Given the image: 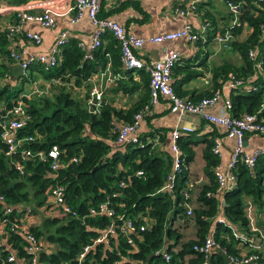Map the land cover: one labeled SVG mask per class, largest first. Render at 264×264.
I'll return each instance as SVG.
<instances>
[{
    "label": "trees",
    "instance_id": "16d2710c",
    "mask_svg": "<svg viewBox=\"0 0 264 264\" xmlns=\"http://www.w3.org/2000/svg\"><path fill=\"white\" fill-rule=\"evenodd\" d=\"M230 1L239 4V24L227 25L218 33L224 30L229 32L227 45L237 51L240 64L233 66L227 63L212 68L213 90L188 99L195 101L216 92L218 84H224L232 75L254 89L242 93L230 92L229 113L233 116L257 113L264 118V0ZM201 4L197 5V9ZM205 16L202 18L209 22V27L214 26L211 18ZM243 27H247L248 31L244 40L238 42L233 37ZM215 30L216 27L212 31ZM104 39L106 42H101L90 59L84 58V52L75 41L70 40L61 46L54 67L44 69L39 64H29L26 72L19 76L21 83L30 81L32 84L29 97L19 98L17 94L23 89H17L10 100V96L5 97L3 93L12 87L6 84L0 87L3 109L10 108L18 101L27 115L24 126L16 131V138H31L21 140L16 152L10 155H6V146L0 140V196L5 203L16 208V223H20L26 206L29 207V214L38 218V224L29 226L28 231L36 239L43 240L49 248L48 252L39 253L38 263L200 264L204 256L194 246H200L210 232L217 245L208 257L212 264H224L227 256L240 258L257 253L259 257V251L251 249L246 241L234 235L229 224L236 226L244 238L250 234L243 200L249 197L257 202L264 192V154L258 156L250 167L237 160L232 170L235 176L232 187L218 192L213 171L218 165V156L211 151L212 136L205 138L202 159L207 183L193 185L187 190L186 182L191 181L187 164L194 155L193 145L202 138L196 136V130L180 132L176 142L184 168L176 174L169 190L161 189L171 170L170 151L159 152L150 142L140 147L132 143H115L117 128L113 124L114 119L121 120L122 124L131 123L136 111L148 102V74L145 77L147 91L144 97L128 109L115 110L107 103L100 102L97 110H88L89 76L104 68L108 55L114 72L122 68L117 41L111 35H105ZM0 43L1 53L8 58V50L3 49L7 39L1 31ZM249 50L255 51L253 60L248 56ZM254 60L261 63L260 69L254 67ZM7 69V66L0 65V78ZM143 70L145 68L137 71ZM33 72L41 73L42 85L34 86ZM82 83L84 91L79 97L73 89ZM116 85L122 89L126 87L119 80ZM45 86L48 94L42 92ZM35 87L41 92L37 93ZM173 89L180 96L174 86ZM120 145L124 147L121 149ZM53 146L59 151V164L63 165L55 169L50 167L52 160L47 155ZM22 150H28L32 156L23 158L20 154ZM38 153H41V157H38ZM15 163L20 170L15 168ZM137 171H141V174H136ZM53 184L63 186V198L75 216L58 214L44 217L37 212L45 203L46 189ZM185 192L187 198L183 197ZM104 200H108L113 209V221L120 223L121 220H131L135 228V232L130 234L131 243H126L121 236L110 238L108 245L93 243L111 219L89 216L88 210ZM186 204L191 208L189 216L185 214ZM220 211L225 222L214 220ZM143 217L148 221L147 226L139 230L144 222ZM9 218L14 217L9 215ZM184 227L193 231L187 239H183L181 233ZM7 238L15 249L16 257L29 258L24 251L27 242L20 231L16 230ZM90 244L92 246L81 262L75 260L82 248ZM162 251L167 253L168 261L163 260ZM7 255L0 249V264L5 262ZM257 263L261 264L259 258Z\"/></svg>",
    "mask_w": 264,
    "mask_h": 264
},
{
    "label": "crops",
    "instance_id": "0c3cea01",
    "mask_svg": "<svg viewBox=\"0 0 264 264\" xmlns=\"http://www.w3.org/2000/svg\"><path fill=\"white\" fill-rule=\"evenodd\" d=\"M13 1L14 0H0V31L2 33H4L5 28L9 24L16 21L14 16L15 9L23 8L25 12L36 14L41 11V6L46 0H24L16 3ZM185 2H187V0H98L97 11L98 17L115 21L121 25L126 32L142 38L157 36L180 29L184 26H188L191 30L197 31L202 21H205L202 16L206 15V18H208L207 16L211 18L214 22V26L209 27L208 32L210 34L205 40L198 39L196 42L190 43L185 38H177L165 42H144L135 52L136 56L143 63L150 64V62L160 57L164 48H170L176 51L178 53V60L171 72V84L177 89L181 98H189L203 92L212 91L214 85L212 80V68L227 63L233 66H238L240 64L237 51L227 45V43L223 44L214 39L215 33L217 34L221 29L229 25V11L225 6V0H203L194 14L180 16L174 13L173 8L176 5L182 6ZM61 3L65 2L62 1ZM60 7L61 4L59 5V8ZM222 9L227 13V20L222 16ZM214 27H216V30L213 32L212 30ZM20 30L21 32L14 35L12 38L6 37L7 45L5 44L4 47H2L8 50V53L10 47H13L18 52H21L23 59H28L34 58L37 55H49L57 35L61 31L66 32L68 41L73 40L76 43H82L83 48L81 50L84 54L88 53L91 34L93 32V24L85 14L76 22L71 23L70 14H68L66 16L54 17V23L51 27H44L33 21H25L20 25ZM247 31V27H243L233 39L238 42L243 41ZM26 32L36 34L39 38V42L33 43L25 39L23 34ZM104 37L102 39V41L105 40L103 44L106 42ZM8 58L0 51V65L3 64L8 67L6 73L0 78V87L3 84L11 87L15 86L21 81L19 76L23 74L17 76L12 75V68L16 66L17 63L13 60L10 62ZM118 70V72L113 71L110 63V56L108 55L106 56L104 68L98 70V72L92 73L87 81L90 82L91 88L94 87L101 92V100L103 103H107L115 110L124 111L144 97L147 91L145 82L147 72L146 70L138 72V69L125 70L123 67L118 68ZM118 80L121 84H126L124 89L119 86L117 87L116 84ZM34 81V86H37L39 83L42 85L43 83L41 77H35ZM83 84L84 83L73 89L74 93L79 97L83 95ZM215 89H217L216 92L220 94V100L214 106L208 108V111L211 113H216L218 111L221 100L228 98L230 92H247L246 89L230 90L226 84H218V87ZM43 90L42 92L46 91L44 94H48L47 86H45ZM39 92H41V90L37 91V93ZM30 94L28 90H21L17 96H19V98L22 96L29 97ZM13 98L14 97H12V99ZM16 100L19 99L16 98ZM168 107L169 104L167 99L162 97L159 98L155 104L149 105L146 114H143L142 118L139 120L137 128L132 133L128 134L124 143H132L140 147L150 142L159 152L170 151L169 147L171 140L169 138V131L174 127H186L188 131L196 130V136L202 138L193 145L192 150L194 155L192 160L187 164V172L191 181L195 182L194 185L207 183V177L203 172L204 161L202 159L203 140L205 138L210 139L212 136V141H219L217 168L224 172L230 158L234 141L231 138L223 136L220 127L203 120L199 115L173 113L168 110ZM187 115H189V117L186 118ZM121 122V120L114 119L113 124L118 128L122 125ZM181 132L184 131L181 130ZM244 136L242 146L245 153L252 154L259 148L264 150V135L246 133ZM123 147L124 145H120L121 149ZM231 187L232 185L224 190L230 189ZM221 200L222 199H220V203ZM243 205L248 214V231L252 234L247 246L253 250L259 251V260L261 264H264V192L257 202L249 197L244 198ZM218 219L221 220L220 222H225L221 211L214 218L216 222ZM24 221L30 223L31 220L26 218ZM34 221L35 219L33 222ZM229 226L233 227L234 232H238L236 226L231 224H229ZM253 245H256V247ZM214 251L215 249L211 250L210 255H212ZM244 264H257V262L249 261Z\"/></svg>",
    "mask_w": 264,
    "mask_h": 264
},
{
    "label": "built area",
    "instance_id": "2783aa9c",
    "mask_svg": "<svg viewBox=\"0 0 264 264\" xmlns=\"http://www.w3.org/2000/svg\"><path fill=\"white\" fill-rule=\"evenodd\" d=\"M64 1L65 3H61ZM260 1V0H258ZM203 2V0H187L182 6L176 5L173 8L174 13L180 16H186L188 14H194L197 11V5ZM61 7L59 8V5ZM225 6L231 15V21L229 27L238 26L237 14H238V3H234L230 0H225ZM7 8V7H5ZM98 11V0H46L41 6V11L36 14H31L25 12L23 8L15 9L14 16L16 21L9 24L5 30V36L7 38H12L14 35L21 32L20 25L25 21H33L44 27H51L54 23V17L56 16H66L70 14V22H76L79 20L83 14H85L88 19L93 24V32L91 34V41L89 45V52L84 54V58H91L92 52L101 44L102 39L105 35H111L119 45L120 52V61L121 66L125 70H133L145 68L148 74V102L143 104L136 113L133 115V120L131 123H123L117 128V135L115 138L116 144H122L125 142L128 134L132 133L138 126L139 120L142 118L143 114H146L149 105L155 104L159 98H166L169 104L168 110L173 113L178 114H192L199 115L203 120L218 126L221 128L223 136L226 138H231L234 141V145L228 160L226 170L224 172L218 170L217 166L214 168V176L217 182V191L222 192L225 188L232 185L235 181V176L232 172L234 165L237 160H241L247 167L253 165L255 159L264 154L263 149H257L252 154H247L243 151V136L246 133L264 135V118H260L257 113H243L240 116H233L229 113L231 108V102L229 97L221 100V105L218 108L216 113H211L208 111V108L214 106L220 100V94L214 92L208 96H204L198 100H190L188 98H181L176 95L171 84V71L172 67L178 60V53L170 48H164L161 52L160 57L150 62V64L143 63L137 56L136 50H138L144 42H165L177 38H185L188 42L194 43L198 39L205 40L208 35L209 22L202 21L200 27L197 31L191 30L190 27L184 26L180 29L166 32L157 36H152L149 38H142L135 36L129 32H126L121 25L117 22L100 18L97 16ZM23 37L27 40L32 41L33 43H38L39 38L36 34L24 33ZM230 35L227 30H224L221 34L215 33L214 39L226 44L229 41ZM68 42V38L65 31L58 33L57 38L53 44L51 52L49 55H37L34 58L23 59L21 52H18L13 47H10L9 58L15 63L19 64L22 73L26 70L29 64H39L44 69H49L54 67L57 64V58L61 46L65 45ZM77 46L82 49V43L78 42ZM248 56L250 59H254L255 51L249 50ZM254 67L256 69L261 68V63L254 60ZM230 90H241L246 89L249 92L254 87L246 85L245 82L236 78L235 76L230 75L227 81L224 83ZM35 91H37L35 89ZM40 93V92H39ZM45 93V92H43ZM91 98H94V104L92 110H97L101 102V92L96 88H91L89 92L88 103ZM16 102V101H15ZM4 106L0 105V140L6 146V155H10L16 152V148L22 142L21 140H30V137L17 139L16 131L23 127L27 115L24 114L21 103L17 101L16 104L11 106L8 109H3ZM183 131H188L186 127H174L169 131L170 143V153L172 158L171 170L168 172L165 183L161 189L171 188L174 183V178L177 173L184 168L183 161L180 157V152L177 145V138L179 133ZM218 140H214L211 146V151L215 155H218ZM23 158L32 156L28 150H22L20 152ZM59 154L58 149L53 146L51 147L47 155L51 158L50 167L55 169L57 167H62V164H59L57 156ZM38 157H41V153H38ZM75 161V159H73ZM15 168L20 170V166L15 163ZM136 174H141V171H137ZM195 184L194 181H187L186 186L187 190L191 189ZM183 197L187 198L188 195L183 193ZM5 199L0 196V249L1 251L7 252L8 255L3 264H39L38 255L43 251H49L48 246L45 242L40 239H36L29 231L28 227L32 226L33 223H26L24 220L26 218L31 219L29 214V207L24 208V213L19 219L20 223H16V208H13L12 205L5 203ZM223 205L221 201L220 206ZM187 216L191 213V208L188 204L185 205ZM42 210L50 212L51 215H65L70 214L75 216L73 210L66 204L63 198V186L60 184H53L46 189V199ZM244 215L246 216L248 223V214L246 213L245 207ZM53 213V214H52ZM19 214V213H18ZM9 215H12L14 218H9ZM89 216H105L110 218V222L99 232V235L93 240L94 244L100 243L104 245L109 244V239L112 237L121 236L125 239L126 243H131L132 232H135V228L132 225L131 220L125 219L121 220L120 223L113 221V209L109 206V201L104 200L97 204L94 208L88 210ZM49 216V215H48ZM143 223L139 226V230L147 226V219L143 217ZM220 222L221 220L218 219ZM5 228H8L7 230ZM234 232L233 227L230 226ZM16 230L20 231L24 239L27 242V245L24 247V251L28 253L29 258L25 259L22 257H16L15 249L12 247V244L8 243L7 236L15 233ZM212 232L205 237L203 243L200 246H194V249L201 252L204 256V260L200 264H212L209 261L210 251L217 248L216 243L212 238ZM234 235L241 237L244 241L247 242L251 239L252 234H248L247 237H243V234L240 232H234ZM6 236V237H5ZM92 244L86 245L82 248L81 252L77 255L76 259L78 262L84 258L85 253L91 248ZM256 247V245H253ZM162 258L164 261H168V255L166 252H161ZM258 254L254 253L246 257H225L224 264H244L249 261L257 262ZM118 264V262L114 263ZM258 264V263H257Z\"/></svg>",
    "mask_w": 264,
    "mask_h": 264
},
{
    "label": "rangeland",
    "instance_id": "374dc122",
    "mask_svg": "<svg viewBox=\"0 0 264 264\" xmlns=\"http://www.w3.org/2000/svg\"><path fill=\"white\" fill-rule=\"evenodd\" d=\"M222 11V16L224 17L225 20H227V13H225L226 11H224L223 9L221 10ZM231 21V15L229 14V23ZM26 72V71H25ZM33 78H37V77H40L41 73H37V72H33ZM26 74V73H25ZM31 86L32 84L30 83V81H26V82H18L15 86H13L12 88H9L7 91H5L3 93V96L7 97V96H10V100L12 99V96H13V91H15L16 89H23V90H28L29 92L31 91ZM43 207V206H42ZM41 207V208H42ZM41 208L37 209V212L42 214V216H53L50 214V212H46L45 210H42ZM53 214V213H52ZM35 219V221L33 222V220ZM31 222L33 224H38V218L34 215H31ZM182 235H183V239H187L189 237L192 236V233L193 231L191 230V228H183L182 231H181Z\"/></svg>",
    "mask_w": 264,
    "mask_h": 264
},
{
    "label": "water",
    "instance_id": "95a60500",
    "mask_svg": "<svg viewBox=\"0 0 264 264\" xmlns=\"http://www.w3.org/2000/svg\"><path fill=\"white\" fill-rule=\"evenodd\" d=\"M11 73H12V75H14V76H17V75H20V74H22V70H21V68H20V66H19V64H16V66H14L13 68H12V71H11ZM94 98H91V100H90V102L88 103V110L89 111H92V108H93V104H94ZM101 102H102V100H101ZM187 117H189V115H187L186 116V118ZM198 120V119H197ZM245 136H243V138H244ZM6 174V173H5Z\"/></svg>",
    "mask_w": 264,
    "mask_h": 264
}]
</instances>
